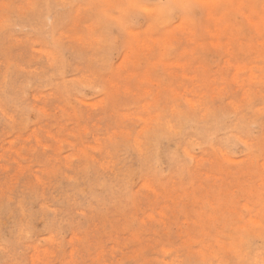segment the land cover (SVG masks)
<instances>
[{"label": "rangeland", "instance_id": "rangeland-1", "mask_svg": "<svg viewBox=\"0 0 264 264\" xmlns=\"http://www.w3.org/2000/svg\"><path fill=\"white\" fill-rule=\"evenodd\" d=\"M0 264H264V0H0Z\"/></svg>", "mask_w": 264, "mask_h": 264}]
</instances>
